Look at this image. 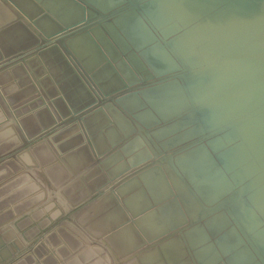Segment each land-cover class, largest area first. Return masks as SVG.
I'll return each mask as SVG.
<instances>
[{"label":"water","instance_id":"water-1","mask_svg":"<svg viewBox=\"0 0 264 264\" xmlns=\"http://www.w3.org/2000/svg\"><path fill=\"white\" fill-rule=\"evenodd\" d=\"M0 264H264V0H0Z\"/></svg>","mask_w":264,"mask_h":264}]
</instances>
